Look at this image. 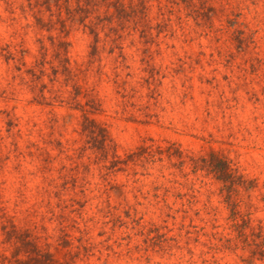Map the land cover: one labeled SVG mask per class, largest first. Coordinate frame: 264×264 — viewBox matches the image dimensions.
I'll return each instance as SVG.
<instances>
[{"label":"rangeland","instance_id":"rangeland-1","mask_svg":"<svg viewBox=\"0 0 264 264\" xmlns=\"http://www.w3.org/2000/svg\"><path fill=\"white\" fill-rule=\"evenodd\" d=\"M120 1L0 0V264H264V0Z\"/></svg>","mask_w":264,"mask_h":264},{"label":"trees","instance_id":"trees-1","mask_svg":"<svg viewBox=\"0 0 264 264\" xmlns=\"http://www.w3.org/2000/svg\"><path fill=\"white\" fill-rule=\"evenodd\" d=\"M57 2L59 0H44L46 2ZM109 6H113L115 8L124 9V4L120 0H114V2H109ZM210 167L211 171L213 168L218 173V178L223 181L227 180L228 177L232 176L231 170L228 167V164L221 160L217 159L216 163L213 165V153L210 158L205 160ZM16 239L19 245H17V249H21L24 253V258H15L13 264H66V261H62L54 256L52 252H50L46 247H43L37 242L31 240L27 234L18 233L14 228L7 232V240ZM257 244V243H256ZM258 245V244H257ZM260 246L264 249V243L260 244Z\"/></svg>","mask_w":264,"mask_h":264}]
</instances>
